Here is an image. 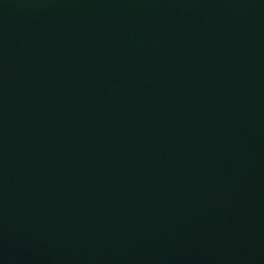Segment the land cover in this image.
<instances>
[{
	"label": "water",
	"instance_id": "95a60500",
	"mask_svg": "<svg viewBox=\"0 0 264 264\" xmlns=\"http://www.w3.org/2000/svg\"><path fill=\"white\" fill-rule=\"evenodd\" d=\"M0 264H264V0H0Z\"/></svg>",
	"mask_w": 264,
	"mask_h": 264
}]
</instances>
